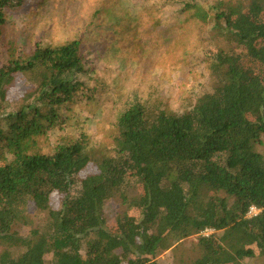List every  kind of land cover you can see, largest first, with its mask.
<instances>
[{
  "label": "trees",
  "instance_id": "1",
  "mask_svg": "<svg viewBox=\"0 0 264 264\" xmlns=\"http://www.w3.org/2000/svg\"><path fill=\"white\" fill-rule=\"evenodd\" d=\"M27 1L36 2L0 0V42L6 11ZM192 5L229 43L207 51L210 91L181 113L132 102L108 152L85 135L43 152L61 110L94 91L82 41L38 43L30 54L9 44L0 67V264H160L192 236L200 254L190 264L264 257V0H221L212 17ZM19 78L24 94L11 100ZM55 193L61 205L51 209ZM109 201L123 207L114 225ZM29 204L49 221L22 235L15 227L30 225ZM252 207L260 212L249 217Z\"/></svg>",
  "mask_w": 264,
  "mask_h": 264
},
{
  "label": "rangeland",
  "instance_id": "2",
  "mask_svg": "<svg viewBox=\"0 0 264 264\" xmlns=\"http://www.w3.org/2000/svg\"><path fill=\"white\" fill-rule=\"evenodd\" d=\"M218 1L36 0L17 11L7 10L0 67L8 61L9 44L30 54L38 43L59 45L79 39L93 69L87 83L94 91L81 92L69 110H61L64 123L43 141V152L51 153L58 144L83 135L97 152H108L118 115L135 101L180 113L194 105L211 88L207 51L228 48L229 43L217 35L212 20L197 18L191 7L197 3L212 17L211 7ZM25 86L19 78L10 99L21 97ZM61 200V195L53 194L51 209L60 208ZM122 209L117 201L107 202L109 225L115 224ZM26 216L30 225L15 227L22 235L32 228L47 229L49 211L29 204ZM197 242V236L183 240L157 260L190 264L200 254ZM243 263L264 264V257L245 258Z\"/></svg>",
  "mask_w": 264,
  "mask_h": 264
},
{
  "label": "built area",
  "instance_id": "3",
  "mask_svg": "<svg viewBox=\"0 0 264 264\" xmlns=\"http://www.w3.org/2000/svg\"><path fill=\"white\" fill-rule=\"evenodd\" d=\"M259 212H260L259 209H257L256 207H252L248 213V216L249 217L256 216L258 215ZM205 232H209V231L206 230ZM205 232L203 233V235H208L210 233V232L209 233H205Z\"/></svg>",
  "mask_w": 264,
  "mask_h": 264
}]
</instances>
